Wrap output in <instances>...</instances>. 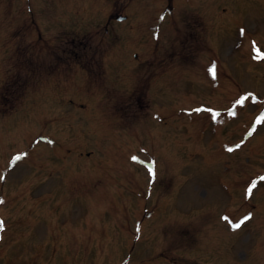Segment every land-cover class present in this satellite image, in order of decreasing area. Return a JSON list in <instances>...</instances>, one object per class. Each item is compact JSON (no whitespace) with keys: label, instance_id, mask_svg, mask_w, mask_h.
Wrapping results in <instances>:
<instances>
[{"label":"rangeland","instance_id":"rangeland-1","mask_svg":"<svg viewBox=\"0 0 264 264\" xmlns=\"http://www.w3.org/2000/svg\"><path fill=\"white\" fill-rule=\"evenodd\" d=\"M55 1L0 0V86L6 75L51 58L29 18L41 19L45 35L59 26L56 22H66L69 12L79 16L83 32L95 27L88 29L97 23L92 13L102 8V1L87 0L74 8L73 0L72 10L68 5L62 10ZM167 1L179 7L173 26L168 17L160 22L161 75L144 97H139L140 89L134 94L131 109L124 89L143 72L126 67L129 48L117 43L102 54H84V63L97 54L96 63L88 65L98 66L94 84L79 66L75 73L74 66L54 73L35 93L0 99L9 110L0 116V220L7 225L0 233V264H144L143 259L160 252L174 264H264V180L259 179L264 176V122L255 123L264 118V59L252 57L241 34V29L253 28L257 43L264 39V0H197L196 10L187 0ZM182 6L195 12L189 15ZM41 7L49 8L47 15ZM130 8L138 20L134 23L144 24L145 6L136 0ZM192 14L200 15L195 23L188 21ZM186 21L192 39L181 43L182 34L175 37L173 27L181 29ZM89 35L82 37L88 42ZM181 44L190 48L188 58L175 56ZM220 59L224 66L210 71L209 64ZM223 71L228 79L222 85ZM24 82L29 81L23 73L19 84ZM96 83L114 91L120 102L94 99L87 108L71 110L67 98H91ZM207 97L225 114L185 112ZM237 97L247 99L238 103ZM161 113L164 124L154 115ZM250 121L256 128L251 136ZM229 147L234 150L228 152ZM224 168L227 179L240 184L219 190L214 181H222L217 177ZM253 180L257 186L249 196ZM222 213L252 219L233 231ZM222 230L224 234L218 232ZM167 259L145 263L169 264Z\"/></svg>","mask_w":264,"mask_h":264},{"label":"snow or ice","instance_id":"snow-or-ice-1","mask_svg":"<svg viewBox=\"0 0 264 264\" xmlns=\"http://www.w3.org/2000/svg\"><path fill=\"white\" fill-rule=\"evenodd\" d=\"M161 19H163V17H161ZM241 34H242V35L244 34V30H243V29H241ZM253 50H254V51H257V53H258V50L255 48V45L253 46ZM254 58H255V59H261V58H264V57H260L259 54H257V56H255ZM249 95H251V94H249ZM245 99H247V97H242L241 100H239V101H237V102H238V103H242ZM197 111H199V109H197ZM229 114L231 115L232 113H229ZM255 123H256V124H260V123H261V120H260V119H257ZM255 130H256V128H255V126H253V128L248 132V135L251 136L252 133H253ZM235 147H236V148H239V147H240V144L235 145ZM226 150H227L228 152H232L234 149L231 148V147H229V148H227ZM20 158H21L20 156H15V157H13V162L19 160ZM133 159H135V157H133ZM149 175H150L152 178H155V172L153 171L152 168H149ZM3 179H4V176H3V175H0V180H3ZM259 179H260V180H264V176L259 177ZM256 186H257V182H256V180H253V181L251 182V184H250V185L248 186V188H247V194H248L249 196L252 195L253 189H255ZM3 203H4V201H3L2 199H0V204H3ZM223 219H226V220H227L228 218H227V217H223ZM251 219H252V217H251L250 215H246V216H244L243 219H241L239 222H232V223H230V227H231V229H232L233 231H236V230L240 229L241 226H242L243 224H245L247 221H249V220H251ZM139 230H140V229L138 228L137 231H139ZM4 231H5V223H4L3 220H0V233H2V232H4Z\"/></svg>","mask_w":264,"mask_h":264},{"label":"flooded vegetation","instance_id":"flooded-vegetation-1","mask_svg":"<svg viewBox=\"0 0 264 264\" xmlns=\"http://www.w3.org/2000/svg\"><path fill=\"white\" fill-rule=\"evenodd\" d=\"M195 21H196V17L191 16L189 22H193V23H195ZM47 53H48L49 57H51L52 55L54 56V59H55V62H56L55 65H56V66H60L61 64H63V63H61V62H64V61H65V59L63 58V56H65V54H66V50H65V49H58L57 51H56V50L48 49V50H47ZM30 56H31L34 60H37V59H36V55H34L33 52L30 54ZM37 64H39V62H37ZM37 64H35V65H37ZM50 64H51V62H50V60H49V61H48V66H50ZM32 65H33V64H32Z\"/></svg>","mask_w":264,"mask_h":264}]
</instances>
